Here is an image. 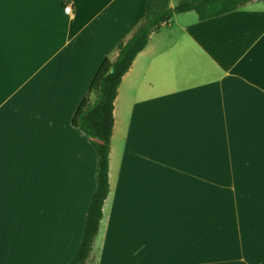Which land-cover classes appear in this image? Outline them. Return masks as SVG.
<instances>
[{
  "label": "crops",
  "instance_id": "0c3cea01",
  "mask_svg": "<svg viewBox=\"0 0 264 264\" xmlns=\"http://www.w3.org/2000/svg\"><path fill=\"white\" fill-rule=\"evenodd\" d=\"M148 1L0 0V133L17 149L7 212L49 205L84 233L98 160L72 119ZM113 117L91 263L117 264L152 232L165 264H264V2L206 21L175 15L122 78Z\"/></svg>",
  "mask_w": 264,
  "mask_h": 264
},
{
  "label": "trees",
  "instance_id": "16d2710c",
  "mask_svg": "<svg viewBox=\"0 0 264 264\" xmlns=\"http://www.w3.org/2000/svg\"><path fill=\"white\" fill-rule=\"evenodd\" d=\"M264 0H149L141 23L130 38L118 44L114 60L101 63L86 96L72 119V125L85 134L97 153V189L92 197L82 239L70 264H93L89 261L103 217V206L110 191L109 154L114 127V101L122 78L137 55L147 46L150 36L170 23L175 15L194 12L199 21L235 12L247 4Z\"/></svg>",
  "mask_w": 264,
  "mask_h": 264
},
{
  "label": "rangeland",
  "instance_id": "374dc122",
  "mask_svg": "<svg viewBox=\"0 0 264 264\" xmlns=\"http://www.w3.org/2000/svg\"><path fill=\"white\" fill-rule=\"evenodd\" d=\"M176 4V0L170 1L171 7H175ZM9 213L11 223L17 225V238L26 237L22 251L19 245H10L9 264H15L17 260H20L21 264H70L73 261L83 234L79 222L53 221L49 205L37 210L31 203L24 206L19 214L14 210L7 212L6 207L5 217L9 216ZM101 241L102 236L94 242L91 256L96 252V248L99 249ZM92 259L95 264L96 255Z\"/></svg>",
  "mask_w": 264,
  "mask_h": 264
},
{
  "label": "snow or ice",
  "instance_id": "6c2138e0",
  "mask_svg": "<svg viewBox=\"0 0 264 264\" xmlns=\"http://www.w3.org/2000/svg\"><path fill=\"white\" fill-rule=\"evenodd\" d=\"M0 38H2V22H0ZM34 136L41 143H47L49 137L46 133L34 129ZM20 148L25 152H29L30 148L21 145ZM17 151L15 145L9 140L5 141L2 133H0V264H2L4 249L10 247L11 244L19 245L20 250L26 243L24 239H18L16 236L17 225L11 223V214L9 213V222H5V188L11 187L9 178L12 183L15 182L16 169L13 167V153ZM11 236V239H10ZM135 245H128L122 249V258L117 261V264H165L161 258L160 240L153 239L152 232H144L135 237ZM15 264H21L20 260L15 261Z\"/></svg>",
  "mask_w": 264,
  "mask_h": 264
},
{
  "label": "built area",
  "instance_id": "2783aa9c",
  "mask_svg": "<svg viewBox=\"0 0 264 264\" xmlns=\"http://www.w3.org/2000/svg\"><path fill=\"white\" fill-rule=\"evenodd\" d=\"M63 11L65 14H71L72 13V7L71 5H66L64 8H63Z\"/></svg>",
  "mask_w": 264,
  "mask_h": 264
}]
</instances>
